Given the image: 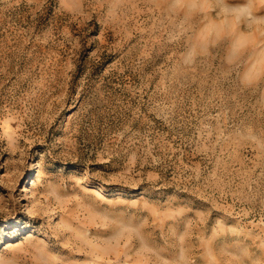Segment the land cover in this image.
<instances>
[{"label": "rangeland", "instance_id": "1", "mask_svg": "<svg viewBox=\"0 0 264 264\" xmlns=\"http://www.w3.org/2000/svg\"><path fill=\"white\" fill-rule=\"evenodd\" d=\"M0 220V264H264V26L0 0Z\"/></svg>", "mask_w": 264, "mask_h": 264}, {"label": "clouds", "instance_id": "2", "mask_svg": "<svg viewBox=\"0 0 264 264\" xmlns=\"http://www.w3.org/2000/svg\"><path fill=\"white\" fill-rule=\"evenodd\" d=\"M195 2V0H194ZM203 3L214 4L217 11H222L230 16L236 18L239 26L244 29H250L255 26H264V16L258 14L255 6L254 0H243L242 3L232 4L229 0H203ZM225 40L230 41L229 48V62H233L234 59H239L245 55L243 50L237 51L238 40L235 36L225 37ZM214 42L213 46H215ZM197 53L194 48H190L187 55L184 57L185 63H192L195 60ZM246 84L251 82L245 81Z\"/></svg>", "mask_w": 264, "mask_h": 264}, {"label": "snow or ice", "instance_id": "3", "mask_svg": "<svg viewBox=\"0 0 264 264\" xmlns=\"http://www.w3.org/2000/svg\"><path fill=\"white\" fill-rule=\"evenodd\" d=\"M3 223H6V221L0 220V226H2Z\"/></svg>", "mask_w": 264, "mask_h": 264}]
</instances>
